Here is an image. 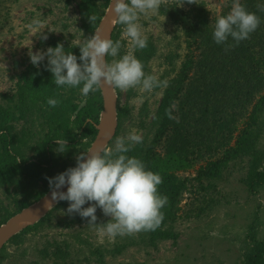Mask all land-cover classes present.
<instances>
[{
    "label": "trees",
    "instance_id": "16d2710c",
    "mask_svg": "<svg viewBox=\"0 0 264 264\" xmlns=\"http://www.w3.org/2000/svg\"><path fill=\"white\" fill-rule=\"evenodd\" d=\"M101 1H78L82 41L94 34L110 0ZM193 2L161 7L160 11L166 12L182 28L187 51L178 70L167 80L168 87L162 89L149 125L150 129H155L153 137L143 139L125 153L142 160L146 170L162 177L158 192L168 197V204L162 209L164 220L161 225L155 231H145L150 246H156L161 240H175L177 235L172 229L175 221L200 219L218 207L223 196L217 183L224 182L235 168L239 169L240 181L251 193L264 189V11L257 7L264 5V0H240L261 22L248 39L227 51L225 44L217 45L213 40L217 18H212L202 3ZM228 2L232 7L233 0ZM93 15L96 19L90 23L89 17ZM2 23L0 19V25ZM124 28L116 21L110 39L113 42L120 40L123 45ZM81 43H71L62 33L60 36L52 33L39 46L47 49L63 44L66 52L79 57ZM227 44H235V41L229 37ZM122 54L121 47L119 56ZM155 54L154 45L147 41V47L136 49L135 56L146 70ZM178 57L169 55L172 68ZM107 59L111 62L113 58ZM28 62L16 61V66L25 68L17 75L14 96L8 98L5 105L0 104V188L8 195L9 189L13 188V210L9 211L0 201V225L47 192L45 177L53 178L76 166V156L86 152L96 136L102 111L101 89L85 97L80 91L82 85L70 88L55 84L52 73L45 70L47 58L39 67ZM160 80H164L163 75ZM116 94L118 122L114 138L131 115L127 105L120 106L118 89ZM49 98L60 103L50 107ZM173 102H176V108L172 115L176 120L165 115ZM139 110V127L142 129L148 114L146 103ZM18 121L23 123L19 130L15 126ZM59 139L67 140V151L62 154L56 151L59 145L55 141ZM181 173L187 175L182 177ZM183 201L185 203L181 205ZM53 210L20 230L2 246L0 264L10 256L7 244L18 247L27 234L48 227ZM88 219L73 215L64 226L71 227ZM248 239L242 264H264V239L257 237L254 224L249 227ZM73 248L66 241L45 240L39 254L42 260H50L51 264H71Z\"/></svg>",
    "mask_w": 264,
    "mask_h": 264
},
{
    "label": "rangeland",
    "instance_id": "374dc122",
    "mask_svg": "<svg viewBox=\"0 0 264 264\" xmlns=\"http://www.w3.org/2000/svg\"><path fill=\"white\" fill-rule=\"evenodd\" d=\"M78 1L70 0L68 3L66 0H2L0 104L5 105L7 99L14 96L17 89V75L25 68L16 66V61L30 62V51L35 53L47 50L39 46L43 41L41 35L48 37L54 33L60 36L62 33L71 43L82 42L79 36ZM97 1L102 3L101 0ZM186 1L163 0L158 12L140 14L138 23L142 25V33L156 49L155 56L144 70L146 74L155 75L159 79L163 75L164 80H168L173 77L174 71L178 70L180 61L187 51L185 35L177 22L160 10L162 6L173 3L184 4ZM193 1L202 3L212 18L228 14L231 10L228 0ZM33 19L44 21L40 29L41 33L37 34L26 27ZM121 40L123 41L122 52L126 54L132 50L131 40L123 33ZM132 51L135 56L136 49ZM169 55L179 56L173 61L175 66L173 68L170 65ZM119 57L118 55L117 59ZM162 91L161 88H156L152 92H146L141 91L140 87L120 91L119 104L127 105L131 115L116 138L127 136L132 129L137 130L142 140H150L153 137L155 129H150L149 125L160 102ZM145 103L148 114L144 118L146 126L141 129L138 114ZM22 124L21 121L15 123L17 130ZM116 138L106 150H114ZM262 144L264 145V137ZM235 170L224 182L217 183L223 196L222 203L218 207L200 219H179L173 223L172 229L177 235L175 240H161L156 246H150L145 231L132 235H118L114 239L107 236L101 238L96 228L89 226L88 221L84 220L81 223L72 224L71 227H65L66 220H71L73 215H78L67 214L69 203L65 201L52 207L51 210L54 209L50 217L52 221L48 227L27 234L24 242L18 247L7 244L10 256L2 264H51L50 260H42L39 254V249L45 240L66 241L73 245L74 258L71 264H242L243 254L249 242V227L252 224L255 225L257 237L264 239V189L251 193L240 181L242 174L239 169L235 168ZM185 175L187 174L181 173L180 176L185 177ZM38 184L41 185V182ZM47 187L49 191L48 182ZM12 190L13 188L9 189L8 195L4 188H0V201L9 211L13 210ZM187 196V194L184 195L185 200ZM184 203L185 201L181 205ZM88 206L90 204H85L83 207ZM96 216L97 225L107 223L111 219L104 216L99 208H97Z\"/></svg>",
    "mask_w": 264,
    "mask_h": 264
},
{
    "label": "clouds",
    "instance_id": "9594fccd",
    "mask_svg": "<svg viewBox=\"0 0 264 264\" xmlns=\"http://www.w3.org/2000/svg\"><path fill=\"white\" fill-rule=\"evenodd\" d=\"M163 0H111L110 12L116 20L125 26L123 35L130 38L131 49L147 47V37L142 33V25L138 23L140 14L159 11ZM194 3L193 0H187ZM264 11V5L257 6ZM93 15L90 23L95 21ZM260 18L247 11L240 0H233L230 12L217 18L213 40L217 45L225 44L227 51L250 37L260 25ZM44 21L33 19L27 28L41 33ZM231 37L235 44H227ZM47 40V35H41ZM122 44L120 40L102 38L97 29L93 35L85 38L79 45L80 55L77 57L64 50L63 44L55 48L48 47L46 51L29 52L30 62L39 67L47 58L45 70L50 71L58 87L68 86L80 88L85 97L95 93L105 85L120 91L140 87L141 91L152 92L156 88H167L168 81L160 80L155 75L144 72L143 63L138 60L132 50L118 57ZM113 59L108 61L107 57ZM78 60L80 63H78ZM50 107H56L60 101L49 98ZM176 102L165 110L168 119L176 120L172 110ZM142 138L136 129L124 137H117L114 150L90 149L76 156V166L53 178L45 177L49 183L50 201H67V214H78L88 219V225L95 227L98 235L114 239L116 236L132 235L141 231H155L164 220L162 209L168 204V197L158 192L162 177L158 173L146 170L145 163L125 155ZM58 153L67 151V140L59 139ZM67 186V191H59ZM94 202V203H90ZM90 204L88 207H83ZM97 208L104 216L111 219L107 223L97 225Z\"/></svg>",
    "mask_w": 264,
    "mask_h": 264
},
{
    "label": "water",
    "instance_id": "95a60500",
    "mask_svg": "<svg viewBox=\"0 0 264 264\" xmlns=\"http://www.w3.org/2000/svg\"><path fill=\"white\" fill-rule=\"evenodd\" d=\"M110 2L111 0L109 1L108 7L97 27V29L100 30L102 38H106V30L110 26L114 27L117 21L115 14L110 12ZM101 90L103 95V101L102 111L96 127L97 133L87 151L92 148L93 150H96L98 148L106 150L107 146L114 138L117 130L118 96L116 94V90L107 85H105ZM59 191L66 192L67 186L61 188ZM50 198L51 193L49 190L37 201L23 208L18 213L10 217L5 223L0 225V249L12 236L19 233L20 230L23 229L21 227L23 223L27 221H32L33 223L37 222L39 219L44 217L46 213L52 209V207L56 206L58 203L61 202H53V206L47 208L46 205L48 203H51Z\"/></svg>",
    "mask_w": 264,
    "mask_h": 264
},
{
    "label": "bare ground",
    "instance_id": "6f19581e",
    "mask_svg": "<svg viewBox=\"0 0 264 264\" xmlns=\"http://www.w3.org/2000/svg\"><path fill=\"white\" fill-rule=\"evenodd\" d=\"M112 27H113V26H110V27L106 30V32H105V36H106L107 39L110 38V34H111ZM32 223H33L32 221H27V222L23 223V225H22L21 227H22V228H25L26 226H28V225H30V224H32Z\"/></svg>",
    "mask_w": 264,
    "mask_h": 264
}]
</instances>
